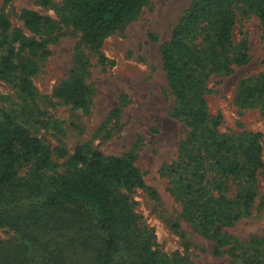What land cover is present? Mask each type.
Listing matches in <instances>:
<instances>
[{"label": "trees", "instance_id": "16d2710c", "mask_svg": "<svg viewBox=\"0 0 264 264\" xmlns=\"http://www.w3.org/2000/svg\"><path fill=\"white\" fill-rule=\"evenodd\" d=\"M50 2L38 1L42 7ZM149 2L65 0L60 23L76 32L84 47L98 52ZM238 12L259 21L264 44V0H192L159 48L174 99L171 118L185 129L177 158L162 169V176L180 206L181 220L213 243L214 255L225 252L242 264H255L264 257L259 243L249 242L245 252L251 253L240 257L242 243L227 230L249 216L256 197L263 168L260 136L220 134L221 119L210 116L206 102L212 77L229 76L234 67L248 62L247 42L233 41ZM18 20L22 28H13L0 15V81L14 78L24 104H34L31 78L48 56L47 46L56 39L58 27L31 10H22ZM87 66L77 55L69 80L54 89L53 97L88 110L93 91L86 81ZM235 104L257 108L264 119V59L259 76L238 84ZM27 122L0 113V228L18 236L14 242H0V264H73L79 254H87V264H191L160 254L152 235L140 228L130 195L154 192L131 155L104 156L88 146L76 147L71 155L58 153ZM55 159L64 162L57 165ZM40 235L46 241H40ZM36 246L43 254L29 252Z\"/></svg>", "mask_w": 264, "mask_h": 264}, {"label": "rangeland", "instance_id": "374dc122", "mask_svg": "<svg viewBox=\"0 0 264 264\" xmlns=\"http://www.w3.org/2000/svg\"><path fill=\"white\" fill-rule=\"evenodd\" d=\"M38 1L0 0V15L13 28H22L18 20L22 10L36 12L58 27L56 39L47 46L48 56L39 62L31 78L34 104H24L17 81L10 78L0 81V113H11L14 118L28 121L33 133L58 153L71 155L76 147L88 146L104 156L131 155L146 187L154 194L137 190L130 200L140 217V228L152 235L160 254L186 259L191 264H242L225 252L214 255L213 243L181 220L180 206L169 194L168 180L162 176V169L177 158L185 129L171 118L174 99L161 69L159 48L170 39L192 0H150L140 15L109 37L98 52L84 47L79 35L60 23L65 0H51L48 7L40 6ZM243 40L247 42V64L234 67L229 76L212 77L206 96L210 116L221 119L220 134L255 133L262 145L263 168L256 180L257 194L250 214L227 230L242 243L240 257L251 253L245 252L251 241L259 243L264 255V119L257 108L240 109L235 104L238 84L255 79L262 72L264 44L259 21L238 12L233 41ZM77 55L88 63L86 81L93 91L86 111L74 109L52 94L59 84L69 80ZM100 56L105 58L104 63L100 62ZM63 162L55 159L57 165ZM65 235L68 237L69 233ZM17 238L13 231L0 228L1 243ZM39 240L46 241L42 235ZM36 251L43 254L37 246L29 250L35 254ZM87 261V254H79L73 264ZM257 261L255 264H264V257Z\"/></svg>", "mask_w": 264, "mask_h": 264}]
</instances>
